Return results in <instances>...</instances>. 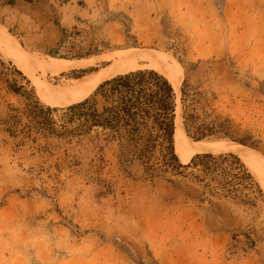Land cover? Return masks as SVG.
<instances>
[{
    "label": "rangeland",
    "instance_id": "rangeland-1",
    "mask_svg": "<svg viewBox=\"0 0 264 264\" xmlns=\"http://www.w3.org/2000/svg\"><path fill=\"white\" fill-rule=\"evenodd\" d=\"M56 3L58 14L70 5L84 13L71 23L54 17L64 36L46 54L25 49L0 17L4 36L36 61L28 73L0 44V264H264V178L239 154L207 152L238 156L247 181L230 161L210 174L150 177L138 163L129 174L116 146L90 141L95 131L80 140L32 128L31 100L10 89L24 85L46 106L64 108L48 104L40 87L90 78L125 51H153L177 66L176 130L194 142L241 144L264 161V0ZM52 58L90 63L59 73L37 64ZM142 69L156 70L143 60L128 72ZM184 109L221 124L227 137L194 139ZM176 130L175 151L187 164L196 154L182 161Z\"/></svg>",
    "mask_w": 264,
    "mask_h": 264
},
{
    "label": "trees",
    "instance_id": "trees-1",
    "mask_svg": "<svg viewBox=\"0 0 264 264\" xmlns=\"http://www.w3.org/2000/svg\"><path fill=\"white\" fill-rule=\"evenodd\" d=\"M10 89L31 100L27 114L32 128L59 139L83 140L95 131L90 141L102 150L116 146L117 159L129 174V168L136 163L150 177L157 176L156 170L184 175L190 168L210 174L214 165L230 161L240 165L239 177L251 179L240 158L231 153H198L189 163L181 162L174 144L177 93L171 81L156 70L142 69L114 76L102 82L94 96L64 108L46 106L37 96L22 91L24 85L15 83ZM97 95L104 100L101 105L95 98ZM182 117L186 132L196 140L227 137L221 124H204L195 111L184 109Z\"/></svg>",
    "mask_w": 264,
    "mask_h": 264
},
{
    "label": "bare ground",
    "instance_id": "bare-ground-1",
    "mask_svg": "<svg viewBox=\"0 0 264 264\" xmlns=\"http://www.w3.org/2000/svg\"><path fill=\"white\" fill-rule=\"evenodd\" d=\"M2 29H4V27L1 28L0 26V44L7 52V55H9L10 58L17 62L28 73H31V67L36 61L25 54L22 47L12 38L8 37L9 35H6L5 37ZM143 60L148 61L150 66L160 71L165 76L171 77L174 89L180 91V81L176 76L177 66H171L172 64L168 62L165 56L153 51L134 50L121 53L114 64L96 72L90 78H86L79 82L74 80L62 87H53L44 84L40 87V92L43 99L48 104L54 106L71 105L85 99L101 81L109 79L119 73H126L129 70L134 69L139 65V62ZM89 63L88 60L70 61L56 58H52L48 63L41 64L37 62L38 66L44 71H51L54 73H59L79 66H86ZM176 138L177 152L184 162H188L195 154L202 152L232 151L239 154L256 172L260 174V176L264 178V161L262 156L253 152L246 146L241 144H226L223 142H194L187 137L180 124L176 130Z\"/></svg>",
    "mask_w": 264,
    "mask_h": 264
},
{
    "label": "crops",
    "instance_id": "crops-1",
    "mask_svg": "<svg viewBox=\"0 0 264 264\" xmlns=\"http://www.w3.org/2000/svg\"><path fill=\"white\" fill-rule=\"evenodd\" d=\"M57 8L56 0H0V17L25 49L46 54L64 36L63 24L55 22L54 17L71 23L84 13L73 5L62 7L60 14Z\"/></svg>",
    "mask_w": 264,
    "mask_h": 264
}]
</instances>
